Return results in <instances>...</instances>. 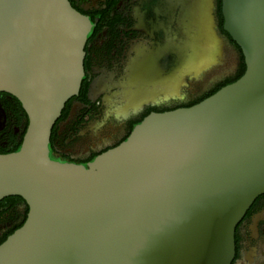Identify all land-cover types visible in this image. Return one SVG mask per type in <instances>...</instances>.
Listing matches in <instances>:
<instances>
[{
    "label": "water",
    "instance_id": "obj_1",
    "mask_svg": "<svg viewBox=\"0 0 264 264\" xmlns=\"http://www.w3.org/2000/svg\"><path fill=\"white\" fill-rule=\"evenodd\" d=\"M222 9L245 73L199 103L150 113L78 163L56 157L51 137L81 89L92 22L70 0H0V92L29 118L21 146L0 153V199L29 205L0 264L233 263L237 226L264 193V0ZM208 37L209 48L197 37V73L222 55Z\"/></svg>",
    "mask_w": 264,
    "mask_h": 264
},
{
    "label": "flooded vegetation",
    "instance_id": "obj_2",
    "mask_svg": "<svg viewBox=\"0 0 264 264\" xmlns=\"http://www.w3.org/2000/svg\"><path fill=\"white\" fill-rule=\"evenodd\" d=\"M70 1L91 20L92 29L81 89L67 101L54 126L53 154L62 160L88 163L115 147L142 117L186 107L239 70L242 53L224 28L222 0ZM213 32L222 55L197 73L198 34L209 48ZM4 101L14 99L0 92L7 116L0 122V133L10 121ZM28 208L19 195L0 199V241ZM232 264H264V193L237 226Z\"/></svg>",
    "mask_w": 264,
    "mask_h": 264
},
{
    "label": "trees",
    "instance_id": "obj_3",
    "mask_svg": "<svg viewBox=\"0 0 264 264\" xmlns=\"http://www.w3.org/2000/svg\"><path fill=\"white\" fill-rule=\"evenodd\" d=\"M234 43H236V42L234 41ZM236 45L238 46V48L240 49V51L242 53L241 63H240V67H239L237 74L223 80L220 83H218L211 90H209L208 92L199 96L196 101H193L188 106L199 103L200 101L204 100L205 98H207L210 95L217 92L223 86L238 80L245 73L246 68H247L245 57H244V54L242 52L241 47L237 43H236ZM12 97L14 99V102L7 103L6 101H4V106L9 113L10 121H9V126H8L7 130L3 133H0V140H1L0 153H9V152L16 151L21 146V144L23 142V138H24V135L26 133V130H27V127L29 124L28 114L25 111V109L23 108L22 103L19 101V99L17 97H15L13 95H12ZM144 117H142L140 120L144 119ZM16 129H18V131H16ZM132 129H133V126L130 128V130L128 131L126 136L121 141H119L116 145H118L123 140H125L130 135ZM56 134H57V126L54 127L53 131H52V137H51L52 143L55 139ZM3 140L7 141L6 145L2 144ZM21 198H23V197H21ZM28 212H29V208L27 210L26 215L21 220V222L15 228H13L7 235H5V237L0 241V244H2L12 233H14L18 228H20L25 223V221L28 217Z\"/></svg>",
    "mask_w": 264,
    "mask_h": 264
}]
</instances>
